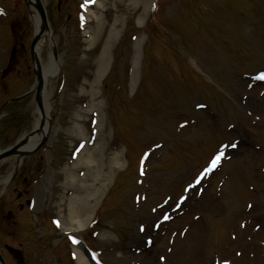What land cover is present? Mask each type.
I'll return each instance as SVG.
<instances>
[{
  "label": "rangeland",
  "instance_id": "1",
  "mask_svg": "<svg viewBox=\"0 0 264 264\" xmlns=\"http://www.w3.org/2000/svg\"><path fill=\"white\" fill-rule=\"evenodd\" d=\"M162 1L102 0L89 23L76 18L83 0H45L60 69L47 73L50 133L0 204V244L19 246L25 264L76 263L68 204L75 190L95 192L85 183H103L85 237L104 264H264V81L252 79L264 69V0ZM11 2L0 0V106L25 96L1 112L0 149L32 130L36 108L35 25L25 2ZM100 123L88 146L98 142V159L75 165L79 139ZM14 161L0 163V180Z\"/></svg>",
  "mask_w": 264,
  "mask_h": 264
},
{
  "label": "bare ground",
  "instance_id": "2",
  "mask_svg": "<svg viewBox=\"0 0 264 264\" xmlns=\"http://www.w3.org/2000/svg\"><path fill=\"white\" fill-rule=\"evenodd\" d=\"M37 1V0H36ZM42 5L45 4V0H38ZM102 4V0H97L96 1V5L95 6H99ZM31 12H32V20L35 24V30L36 32H39L42 30V22L40 20V17L38 15V13L36 12L35 10V7L34 5L30 8ZM89 13L91 14L92 13V16L95 15V11L94 10H88ZM90 21V20H89ZM102 27V24L101 22H99V25H98V28L93 30L94 34L93 36H91L90 38V42L92 43L93 41L96 40V37L97 35L99 34L98 31L99 29H101ZM55 43V40L54 38L51 36V30L48 28V29H44L42 30V33L37 41V44H36V53L38 54V58L40 59L41 61V64H40V67L42 69V71H44V75H45V72H50L51 75L54 73V70L56 68V63L55 61L52 59L51 55L49 57V60L47 62L46 65H44L42 63V59L40 58V50H42V48H44L45 46L49 45L50 47H55L54 45ZM107 48L108 46L106 45V48H105V51L104 53L107 51ZM46 66V68H45ZM44 69V70H43ZM103 69L106 70V63L103 61L101 63V65L98 67V70L96 72V74L94 75V78L92 79L91 83L90 84V87H91V90L92 91H96L94 90V87L95 85H97L99 82H100V79L101 77L103 76L104 72H103ZM44 78L46 79V77L44 76ZM47 81H48V78H47ZM48 84V83H47ZM45 86H46V83H45ZM42 95V108L41 109H36L35 113H34V121H33V125L34 127H38L39 126V123L41 122L42 118L44 117L45 114H47V111H48V108H49V97H48V93H47V87L44 89V91L41 93ZM255 107H258V105H256ZM100 128H102L101 126V123H100ZM80 132L82 135H85L84 134V131L82 129H80ZM38 139V134L35 135V136H32L30 137V139H28L25 143L23 144L24 146L22 148H25V149H28L30 146L34 145V143L37 141ZM84 148L81 150V152L79 153V156L78 158L76 159L75 161V165L77 164H82V163H86L87 166L91 167V164L92 163H95V161L98 159L95 157L96 153L97 152H94V151H97V148H98V142H96L93 147H88V142L84 144ZM118 155H120V150H117L116 151V156L117 157ZM14 158L17 160L18 157L17 156H14ZM100 158V157H99ZM120 159V158H118ZM118 162V161H116ZM14 163L11 162V166H13ZM10 166V168H11ZM91 170L89 169L88 171H86V173H90ZM73 172L70 173L69 177L71 178L70 179V182L72 183L73 182ZM98 178L97 176L95 178H93L94 180V184H96L95 182V179ZM103 185V183L99 184L97 187H93L92 186V183L88 184V183H85V185H82V187H84V189L86 190V192L90 191L91 190H94L95 192H92L86 196L84 195H80L77 193H74L72 196H70V202H69V206H68V214H67V217H68V220H69V228L72 229V231H76V230H81L83 229L87 223L90 222V219L93 217L94 213H95V206H94V203H91L90 200L91 199V196L92 194H98V191L100 190L101 186ZM80 188V189H81ZM75 248V252H76V258H77V261L80 263V264H89V262L85 259L84 255L81 253V251L78 249V247H74ZM152 249V247L150 248ZM150 251V250H149ZM148 253V252H147ZM145 263H148L151 259H152V255L150 253H148L147 255H145Z\"/></svg>",
  "mask_w": 264,
  "mask_h": 264
},
{
  "label": "water",
  "instance_id": "3",
  "mask_svg": "<svg viewBox=\"0 0 264 264\" xmlns=\"http://www.w3.org/2000/svg\"><path fill=\"white\" fill-rule=\"evenodd\" d=\"M14 151H15V149H13V150H11V151L9 150V151L5 152V154H3V155H1V156H4V155L10 154V153H13ZM1 156H0V157H1ZM7 248H8V250H9L10 252H12V253L14 254V256L18 259L19 262L22 261V256H21V253H20L19 250L15 249V248H12V247H10V246H7ZM0 262H1L2 264H5V262H4V260H3V258H2L1 255H0Z\"/></svg>",
  "mask_w": 264,
  "mask_h": 264
},
{
  "label": "snow or ice",
  "instance_id": "4",
  "mask_svg": "<svg viewBox=\"0 0 264 264\" xmlns=\"http://www.w3.org/2000/svg\"><path fill=\"white\" fill-rule=\"evenodd\" d=\"M261 78H264V73L261 74ZM218 159H219V157L216 158V160H218ZM215 163H216V161L214 160L213 161V167H215ZM205 171H208V169H205Z\"/></svg>",
  "mask_w": 264,
  "mask_h": 264
}]
</instances>
